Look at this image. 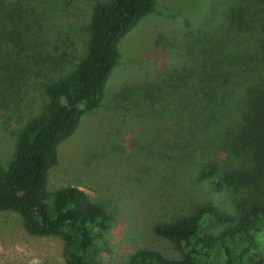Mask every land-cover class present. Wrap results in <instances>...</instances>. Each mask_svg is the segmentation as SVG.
Here are the masks:
<instances>
[{"label": "rangeland", "instance_id": "rangeland-1", "mask_svg": "<svg viewBox=\"0 0 264 264\" xmlns=\"http://www.w3.org/2000/svg\"><path fill=\"white\" fill-rule=\"evenodd\" d=\"M103 1L0 0V24L3 12L15 13L16 23L4 26L37 53H14L12 79L4 81L0 48L2 163L45 103L48 82L85 55L93 8ZM263 28L264 0H155L122 38L100 106L61 143L48 174L49 190L74 186L104 206L110 221L98 250L102 264H126L140 248L178 259L175 245L153 232L156 224L205 205L232 213L242 199L264 204V158L237 136L247 122V94L264 82ZM256 139L264 154V139ZM209 163L219 166L213 178L228 173L234 184L214 189L199 176ZM222 228L211 223L204 232ZM263 242L245 253V264L263 255ZM62 249L59 237L30 235L18 214L0 211V264H65ZM214 264H224L222 252Z\"/></svg>", "mask_w": 264, "mask_h": 264}, {"label": "trees", "instance_id": "trees-1", "mask_svg": "<svg viewBox=\"0 0 264 264\" xmlns=\"http://www.w3.org/2000/svg\"><path fill=\"white\" fill-rule=\"evenodd\" d=\"M154 5L155 0H105L95 4L85 55L66 74L48 82L39 113L18 131L10 159L6 163L0 161V211L18 214L30 235L59 237L65 264H102L98 250L110 217L102 204L77 187L49 190V171L58 163L61 143L76 132L85 114L100 106L118 59L120 41ZM2 15L5 19L0 26L5 30L0 31V41L5 46L0 48L6 59L3 78L9 81L12 77L7 63L12 64L14 53L25 50V39L13 26H4V22L16 23L17 15ZM259 49L264 62V28ZM25 53L26 58L37 55L28 48ZM231 85L228 91L234 89V83ZM250 90L246 98L249 113H244L247 122H241L245 126L237 131V136L244 148L252 147L263 160L264 154L254 143L259 144L257 137L264 139V82ZM257 129L262 130L257 133ZM218 170V164L209 163L200 169L199 176L210 180L216 190L234 184L228 173L222 179L213 178ZM234 205L232 213L205 205L174 222L156 224L153 232L171 241L181 257L170 259L157 251L140 248L126 264H214L219 251L224 255V264H245V253L257 244L258 238L264 241V204L242 199ZM211 223L223 227L218 235L204 232ZM235 241L242 246L236 257L232 245ZM261 249L263 255L251 264H264V242Z\"/></svg>", "mask_w": 264, "mask_h": 264}]
</instances>
